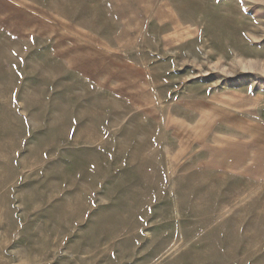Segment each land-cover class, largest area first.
I'll use <instances>...</instances> for the list:
<instances>
[{"label": "rangeland", "instance_id": "rangeland-1", "mask_svg": "<svg viewBox=\"0 0 264 264\" xmlns=\"http://www.w3.org/2000/svg\"><path fill=\"white\" fill-rule=\"evenodd\" d=\"M0 264H264V0H0Z\"/></svg>", "mask_w": 264, "mask_h": 264}]
</instances>
